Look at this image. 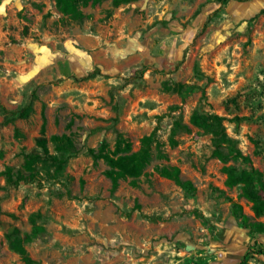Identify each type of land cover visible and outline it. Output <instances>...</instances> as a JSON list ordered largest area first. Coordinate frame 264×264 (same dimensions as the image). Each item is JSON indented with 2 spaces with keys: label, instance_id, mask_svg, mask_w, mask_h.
Wrapping results in <instances>:
<instances>
[{
  "label": "rangeland",
  "instance_id": "1",
  "mask_svg": "<svg viewBox=\"0 0 264 264\" xmlns=\"http://www.w3.org/2000/svg\"><path fill=\"white\" fill-rule=\"evenodd\" d=\"M75 9L0 0V106L33 110L0 112V264H239L264 250V212L243 193L264 201V0ZM28 157L32 177L6 185Z\"/></svg>",
  "mask_w": 264,
  "mask_h": 264
},
{
  "label": "trees",
  "instance_id": "2",
  "mask_svg": "<svg viewBox=\"0 0 264 264\" xmlns=\"http://www.w3.org/2000/svg\"><path fill=\"white\" fill-rule=\"evenodd\" d=\"M53 1L55 3L56 8L62 14H64V15L76 14L75 3L78 0H53ZM134 1H137V0H111V5L113 7H118L119 5L129 4V3L134 2ZM218 1L221 3V2H226L228 0H218ZM233 1L244 2V1H248V0H233ZM198 14L199 13H196L195 16H197ZM260 14H264V9L260 10L258 15H260ZM97 75L101 76L100 71L96 68L90 74L83 77L82 79L86 80V79L94 78ZM0 112L4 115V124H7V123L14 121L15 119H27L31 115L33 110H32V105L27 104L24 107L19 108L18 110L14 111V112H8L3 107L0 106ZM43 130H44V127H43L42 131ZM53 140L60 141L61 139L54 137ZM148 143H149V139H145L143 141V145H145V146L148 145ZM37 144L40 147H44V139L43 138L38 139ZM91 153H93V152H91ZM141 155H143V154H141ZM94 156L97 158H104L107 162L115 165L118 169H121V171H126L127 173H130V169H132L133 167L138 168L140 166V162L138 160L140 155H138V154H132L130 156H123V157L118 158L116 161L110 160L108 157L101 155V154H99L98 156H96V155H94ZM33 158L34 157H28L27 158V160L23 164V168H22L23 171L22 170L14 171L12 168H6L2 172V175L5 177L6 185L17 186L20 182L27 181L28 180L27 178L32 177L33 171H34L33 170L34 169L33 168L34 161L32 160ZM158 171L161 175L168 177V178H171L177 183H180L178 168L162 167ZM107 175H108V177H110L111 181L113 182V188H115L116 187V178H114L112 173H109ZM257 175H259V174H257ZM241 179H242V175L238 179H236L232 176H229L226 183L229 187H232L233 185H236L237 182H240ZM258 183H259V185H261V187L263 186V184H261V182H258ZM243 193L248 195L247 197H249L252 200V202H253L252 210L254 212L255 217L256 218L260 217L262 215V213L264 212V201L260 197H258L256 195V193L251 188L248 189V184H244ZM238 209L239 208L237 206L233 207V215L239 216L246 223V221H247L246 216H244L242 214L239 215ZM253 227H254L253 229H255V231H257L259 233H264V225L262 223L256 222L253 225ZM249 254L260 255V256L264 257V250L253 249L252 251L247 252L243 256V258L239 264H244Z\"/></svg>",
  "mask_w": 264,
  "mask_h": 264
}]
</instances>
